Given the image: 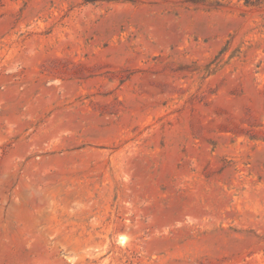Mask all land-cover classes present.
Returning a JSON list of instances; mask_svg holds the SVG:
<instances>
[{
    "label": "rangeland",
    "instance_id": "rangeland-1",
    "mask_svg": "<svg viewBox=\"0 0 264 264\" xmlns=\"http://www.w3.org/2000/svg\"><path fill=\"white\" fill-rule=\"evenodd\" d=\"M0 264H264V0H0Z\"/></svg>",
    "mask_w": 264,
    "mask_h": 264
},
{
    "label": "bare ground",
    "instance_id": "bare-ground-1",
    "mask_svg": "<svg viewBox=\"0 0 264 264\" xmlns=\"http://www.w3.org/2000/svg\"><path fill=\"white\" fill-rule=\"evenodd\" d=\"M122 240V239H121Z\"/></svg>",
    "mask_w": 264,
    "mask_h": 264
}]
</instances>
